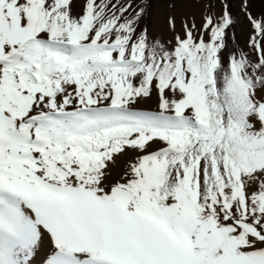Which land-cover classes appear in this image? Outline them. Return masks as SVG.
Wrapping results in <instances>:
<instances>
[{
    "label": "snow or ice",
    "instance_id": "snow-or-ice-1",
    "mask_svg": "<svg viewBox=\"0 0 264 264\" xmlns=\"http://www.w3.org/2000/svg\"><path fill=\"white\" fill-rule=\"evenodd\" d=\"M251 2L245 52L230 0L167 42L150 0H0V264H264Z\"/></svg>",
    "mask_w": 264,
    "mask_h": 264
},
{
    "label": "rangeland",
    "instance_id": "rangeland-1",
    "mask_svg": "<svg viewBox=\"0 0 264 264\" xmlns=\"http://www.w3.org/2000/svg\"><path fill=\"white\" fill-rule=\"evenodd\" d=\"M116 2V0H113ZM142 0H135V4L139 5ZM151 6L141 23L146 24L151 34L164 42L171 39L173 32L168 24L169 17H175L176 30L181 32V24L184 20L189 23L195 22L197 25L201 23V17L205 14L203 10L204 0H150ZM173 3L175 6H173ZM231 10L234 17L235 25L230 30L232 41L230 46L250 52L248 39L251 34L250 24L241 11L240 0H230ZM135 7V6H134ZM219 6L215 11L219 12ZM250 11L260 17L264 14V0H252Z\"/></svg>",
    "mask_w": 264,
    "mask_h": 264
},
{
    "label": "bare ground",
    "instance_id": "bare-ground-1",
    "mask_svg": "<svg viewBox=\"0 0 264 264\" xmlns=\"http://www.w3.org/2000/svg\"><path fill=\"white\" fill-rule=\"evenodd\" d=\"M46 250H47V246L45 247V250L41 251L40 256L34 258V264H41L42 259L45 256Z\"/></svg>",
    "mask_w": 264,
    "mask_h": 264
}]
</instances>
